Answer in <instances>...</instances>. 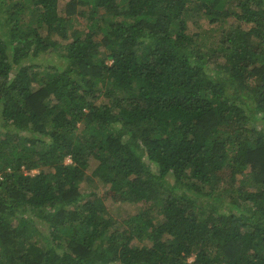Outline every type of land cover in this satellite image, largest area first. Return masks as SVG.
<instances>
[{
	"label": "trees",
	"instance_id": "16d2710c",
	"mask_svg": "<svg viewBox=\"0 0 264 264\" xmlns=\"http://www.w3.org/2000/svg\"><path fill=\"white\" fill-rule=\"evenodd\" d=\"M46 8L0 0V264H264V0Z\"/></svg>",
	"mask_w": 264,
	"mask_h": 264
},
{
	"label": "rangeland",
	"instance_id": "374dc122",
	"mask_svg": "<svg viewBox=\"0 0 264 264\" xmlns=\"http://www.w3.org/2000/svg\"><path fill=\"white\" fill-rule=\"evenodd\" d=\"M47 3V8L46 12H50L51 14L57 13L59 8L64 5V0H46ZM196 28L193 25H190V31H195ZM62 56L60 53L57 52H50V53H43L40 55L38 58L31 60L32 62H37L41 64V66L45 67L49 64H53L57 62V64H62ZM29 59L26 60L25 64L27 65L28 63L31 62ZM42 69V68H41ZM1 128V127H0ZM12 132V131H11ZM10 132V133H11ZM101 165L102 162L97 159L93 158L91 160L90 166H89V174L93 175L96 181L92 183L91 187H87V192H91L93 190H97L99 194L106 199L107 205H109V208L112 210V215L116 216L118 212H120L124 207L128 208L129 205H126V203H121V202H114L112 201V195L111 192L108 190L107 185H102L97 182L98 177L100 176L101 172ZM166 183L168 184L169 181L167 180ZM130 210H134V208H129ZM119 215H117L118 217ZM105 258L103 255L100 253L97 254V263L101 264L102 262H105Z\"/></svg>",
	"mask_w": 264,
	"mask_h": 264
},
{
	"label": "built area",
	"instance_id": "2783aa9c",
	"mask_svg": "<svg viewBox=\"0 0 264 264\" xmlns=\"http://www.w3.org/2000/svg\"><path fill=\"white\" fill-rule=\"evenodd\" d=\"M67 160L69 161V158Z\"/></svg>",
	"mask_w": 264,
	"mask_h": 264
}]
</instances>
